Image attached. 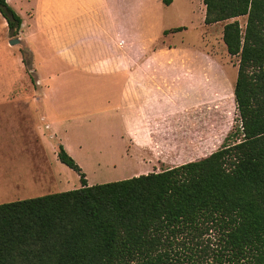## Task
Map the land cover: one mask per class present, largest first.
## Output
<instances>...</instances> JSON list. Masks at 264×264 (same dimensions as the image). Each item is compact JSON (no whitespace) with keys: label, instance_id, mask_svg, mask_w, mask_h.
Returning a JSON list of instances; mask_svg holds the SVG:
<instances>
[{"label":"trees","instance_id":"obj_1","mask_svg":"<svg viewBox=\"0 0 264 264\" xmlns=\"http://www.w3.org/2000/svg\"><path fill=\"white\" fill-rule=\"evenodd\" d=\"M203 3L204 23L225 21L223 42L239 57L241 124L205 157L91 185L59 143L81 186L0 203V264H264V0ZM0 13L16 37L22 16L8 0Z\"/></svg>","mask_w":264,"mask_h":264},{"label":"crops","instance_id":"obj_2","mask_svg":"<svg viewBox=\"0 0 264 264\" xmlns=\"http://www.w3.org/2000/svg\"><path fill=\"white\" fill-rule=\"evenodd\" d=\"M34 3V18L27 28L23 20L21 34L33 54L38 98L10 97L16 92L15 81L20 75L16 68L18 61L22 63L19 55L9 64L15 77L10 76L0 90V106L24 104L30 114L21 115L23 123L19 126L10 111L0 115V132L9 139L24 140L22 146L0 148V186L17 185L12 181L26 179L27 174L33 178L46 161L52 165L44 156L43 141L50 136L58 138L55 125L59 118L78 117L93 123L94 128L98 122V146L89 143L91 136L85 129L82 137L88 152L98 155L92 169H116L123 172V179L200 159L222 144L234 121L233 86L237 77L229 78L226 72L219 73L210 66L203 69L207 86L202 88L194 66V60L204 62L198 52L169 43L155 49V43L168 36L163 34L168 29L161 27L158 36L151 33L147 38L139 37L138 24L125 13L124 0ZM173 4L171 0L166 5ZM140 7L146 10L143 2ZM207 59L213 62L212 57ZM75 72L99 77L78 83L82 100L69 93ZM22 74L26 76L25 70ZM212 76L216 82L220 80L215 87ZM226 77L233 98L225 92ZM213 89L220 94L204 108L202 102L212 101ZM79 101L81 109L75 108L76 103L80 107ZM64 147L75 156L69 146ZM108 178L100 180L113 181ZM87 181L91 185L88 177Z\"/></svg>","mask_w":264,"mask_h":264},{"label":"rangeland","instance_id":"obj_3","mask_svg":"<svg viewBox=\"0 0 264 264\" xmlns=\"http://www.w3.org/2000/svg\"><path fill=\"white\" fill-rule=\"evenodd\" d=\"M8 2L22 16L23 20H25L27 28V25L31 24V20L34 18V0H8ZM142 2L146 4V10H142L140 7V3ZM125 4L127 5V7H125V13L128 15L129 19H134L132 20L133 24H138V33L141 38H147L151 33L157 34L161 27H163V29H173L175 27L185 26V28L181 31L167 34V37H163L161 41L155 43L154 48L158 49L163 47L162 43H169L176 44L180 49L197 51L204 60V62H202L201 59L194 60V66L198 69V79L202 88L207 86L203 69H209L210 66L216 68L219 73L226 72L229 78L234 77L236 79L239 57L230 55L223 42L222 35L225 21L206 25L204 23L205 5L203 0H174V4L172 6L166 4L164 6L160 5L158 0H124V5ZM146 13H149L150 16L147 17L145 15ZM238 20L242 27H245L246 17H239ZM150 25L151 29H149ZM14 38H19L20 41L18 43L11 44L10 40ZM19 55L21 58H24V61L21 59L22 63L20 64L18 61L16 66L17 69H20V75H17V79L15 81L16 92L10 97H16L23 100H36V98H38V94L35 93V90L39 85V81L38 75H36V72L33 70V54L28 44H26L22 39L21 32L16 37L10 35L7 22L0 13V90L4 85H7L10 76L13 75L15 77V74H11L10 70L13 69L9 64ZM209 57L213 58V62H211L212 60L210 61L207 59ZM39 59L41 62L45 61L43 58ZM27 68H30V70L28 71ZM23 70H25L26 76L25 74H22ZM46 70H48L47 67ZM30 74L35 78V84L31 82ZM92 78L98 79L99 77H93V75L90 76L78 72L73 73L69 81V83H71L69 84V93L71 97L76 100H82L83 90H81V87H78V83L92 82L94 81ZM212 78V87H215L218 83H220V80H217L216 82L213 76ZM226 80L227 81L224 84L225 92L233 98V88L228 83L227 77ZM205 91L206 90L204 89V92ZM219 92L220 90L217 92L213 89L214 96L212 101L204 99L202 102L203 107H206L207 102L213 103L215 101L214 97L218 96L220 94ZM19 93H21L20 96ZM79 104L80 107L78 106V103H76L75 108L81 109V101H79ZM211 106H213V104H211L210 107ZM27 109L28 108H26L24 104L13 108L0 106V115L6 114L7 111H10L16 118L15 124L19 126L23 123L22 118H20L21 115L30 114ZM38 115L39 114H37V116ZM35 121L37 122L38 118H36ZM44 122L46 123V121ZM56 123L55 132H57L58 138L50 136L51 139H44L43 141L44 156L50 158L52 165H49L44 159L46 162L42 165L41 170H35L33 178L30 179L27 174L26 179L12 181L18 183L17 185L0 186V203L27 199L52 192L66 191L81 186L78 173L63 164L56 156V149L59 143H62L64 146L67 145L71 148L72 152H74L73 154L75 155L73 158L78 162L81 168H83L91 184L104 183L106 181L100 179H104L105 177H109L108 179L113 180L123 179L120 178L123 175V172L116 169H92L93 161L98 155L93 153L90 154L88 152V147L83 143L82 137L85 129L91 136L89 143L92 146L95 145L94 147L98 146V122L96 124V128L93 127V123H89L88 121L83 122L82 119H78V117H75V120L74 118H59ZM240 124L241 122L239 120V114L235 104V116L230 130L234 125L239 126ZM23 142L24 140L21 137H18L17 139H9L2 132H0V148L2 147L7 149L8 147L6 146L8 145L19 147L24 144ZM220 146L221 144L219 147ZM219 147H217V149Z\"/></svg>","mask_w":264,"mask_h":264},{"label":"water","instance_id":"obj_4","mask_svg":"<svg viewBox=\"0 0 264 264\" xmlns=\"http://www.w3.org/2000/svg\"><path fill=\"white\" fill-rule=\"evenodd\" d=\"M19 41H20L19 38H14L10 40V43L14 44V43H18Z\"/></svg>","mask_w":264,"mask_h":264}]
</instances>
